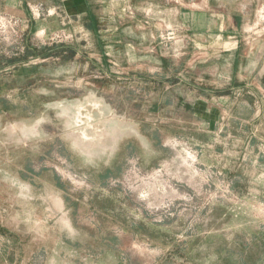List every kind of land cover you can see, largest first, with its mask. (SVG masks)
Instances as JSON below:
<instances>
[{
    "label": "rangeland",
    "instance_id": "obj_1",
    "mask_svg": "<svg viewBox=\"0 0 264 264\" xmlns=\"http://www.w3.org/2000/svg\"><path fill=\"white\" fill-rule=\"evenodd\" d=\"M264 0H0V264H264Z\"/></svg>",
    "mask_w": 264,
    "mask_h": 264
},
{
    "label": "flooded vegetation",
    "instance_id": "obj_2",
    "mask_svg": "<svg viewBox=\"0 0 264 264\" xmlns=\"http://www.w3.org/2000/svg\"><path fill=\"white\" fill-rule=\"evenodd\" d=\"M262 80H263V83H264V75L262 76Z\"/></svg>",
    "mask_w": 264,
    "mask_h": 264
}]
</instances>
